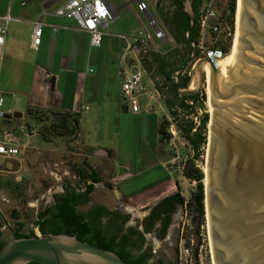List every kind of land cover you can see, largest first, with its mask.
<instances>
[{"label":"rangeland","instance_id":"374dc122","mask_svg":"<svg viewBox=\"0 0 264 264\" xmlns=\"http://www.w3.org/2000/svg\"><path fill=\"white\" fill-rule=\"evenodd\" d=\"M45 1L0 0V18L8 15L11 19V22L7 24L5 41V48H8L11 58L7 56L0 64L2 98L0 111L4 115L22 114L21 119L0 118V139L5 140L8 134L15 143L26 147L25 152L15 159L0 158L1 240L8 242L17 223L24 224L23 234L41 236L35 226L37 214L50 207L54 196L61 194L66 188L74 189L76 192L83 191L87 182L80 176L79 171L84 176H88L91 170L99 175L101 182L93 185L94 190L89 195L88 203L77 205L75 209L86 212L95 205L101 204L108 210H119L122 214L128 215L126 226L140 229L139 225L151 210L147 205L148 199L128 200L114 192L112 185H115V182H111L114 173L111 167L102 163L96 165L98 160L94 157L98 148H104L116 155L111 161L112 166L116 168L122 162V165H127L125 169L128 172L135 174L133 178L126 181L131 190L141 189L167 178L172 181L179 179L181 182L178 191L184 197L185 203L178 206L172 214L165 236L163 238L155 236L154 233L158 229L156 224L153 227L156 229L151 232V235H145L143 241L137 242L139 246L137 252L147 246L149 252L163 263L179 264L180 244L186 246L192 241L193 253L196 248V257L192 258L193 264H211L205 213L203 220L198 223V220L193 219L194 214L189 207L190 196L195 192L197 184L184 175L186 169L189 174H192L194 169H198L202 175L201 182L204 187L202 169L205 143L200 145L195 159L196 152H192L189 144L181 137L164 102L158 105L153 101L151 104L161 122H167L164 129L170 137L163 139L166 148L163 150L168 164H163L164 160L153 151L155 143L152 133L149 132L151 128L123 113L122 116L115 117L112 111H109L107 118L98 120L94 116V111L89 110L83 114L84 124L82 127L79 124L76 132L71 133L68 130L64 135H52L47 141L41 140L39 134L44 127L51 124V116L48 114L50 110L44 109H37L43 113L36 114V118L33 115H27L29 84L36 56V53L27 49V37L36 18L39 17V21L48 22L49 17L44 16V12L51 14L61 5L55 4L44 11L42 4ZM207 1L209 0H204V2ZM227 5L228 0H214L219 29L214 36L205 37V44L208 47H215L218 43L227 46L228 51L232 47L234 23L230 28L225 18ZM138 17L142 25L146 26V18L141 15ZM151 17L162 28L152 13ZM131 24L139 27L138 19L130 14H127V20L124 22L119 20L110 23L103 31L101 45L93 49L95 59L103 57L104 61L96 60L92 76H96V81L101 87L103 86L105 90L103 92L112 96L111 102L115 103V108L122 106L120 99L116 97L117 80L115 76L112 78L106 76L105 66L115 63L117 70L118 61H121L119 50L122 41L116 36L124 32L125 27ZM0 25H4V22L0 21ZM167 44L169 48H173V43ZM200 58H202L201 54L199 57L196 56V59ZM111 61L114 62L111 63ZM191 68L192 65L186 69L185 74H190ZM159 83L165 94L167 89L163 85L164 82L159 81ZM147 88L150 92L151 87L148 85ZM201 93L204 95V90ZM148 100V96L141 97V105ZM203 105L202 112L194 110L192 114L184 116V120L192 121L197 126L199 117L206 114L205 95ZM175 114L174 117H179L178 111ZM170 130L174 135L170 133ZM126 170H122V173ZM121 186L122 184H118V188ZM104 222L103 220L102 224ZM200 246L202 248L198 258L197 250Z\"/></svg>","mask_w":264,"mask_h":264},{"label":"water","instance_id":"95a60500","mask_svg":"<svg viewBox=\"0 0 264 264\" xmlns=\"http://www.w3.org/2000/svg\"><path fill=\"white\" fill-rule=\"evenodd\" d=\"M188 6L184 39L190 55L170 81L180 97L204 90L203 204L211 264H264V0H236L232 47L218 67L196 59V43L188 39L195 25L191 0ZM191 65L190 86H184L180 74ZM10 118L22 114L4 115ZM29 263L127 264L116 253L74 236L17 239L11 234L0 250V264Z\"/></svg>","mask_w":264,"mask_h":264},{"label":"crops","instance_id":"0c3cea01","mask_svg":"<svg viewBox=\"0 0 264 264\" xmlns=\"http://www.w3.org/2000/svg\"><path fill=\"white\" fill-rule=\"evenodd\" d=\"M142 1L147 5L148 16L151 17L152 13L162 26V28H160L157 25L164 34L163 40H156V43L153 38L145 43L139 40L140 37L138 33L142 31L145 26L142 25L139 20L138 15H143L137 12L136 2L134 0H109L112 6H110V9L113 16L110 23L119 20L124 22L127 20V14L134 16L138 19L139 23V27L132 24L126 26L124 32L116 36L117 39L122 41L119 50L121 51L119 55L121 61H118L117 70L115 68V63H112L114 61H111L112 64L105 66L106 76L108 78L115 76L117 80L116 97L118 100L120 99L121 108H115V103L113 101L111 102L112 96L106 92L104 93L103 91L105 90L103 86L101 87L96 81V76H92L94 73L93 66L96 60H100L101 62L104 60L102 59L103 57L95 59V54L93 52L95 48L90 46L89 34L79 30L74 21L54 16V12L57 8L51 14L44 12V16L49 17V21L46 23L41 21L43 24L42 35L39 48L36 52L30 47L32 27L27 37V49L36 53L32 77L29 84L28 108L44 109L53 112L79 113L81 116V127L84 124L82 116L89 110L94 111V116L98 120H100V118H107V113L109 111H112L115 117L122 116V113L124 115H130L134 117L135 120L143 122L151 128L149 132L152 133L155 143L153 151L160 159L164 160L165 163L163 164H168V162L165 161L166 155L163 150L166 148L163 144V139L158 133L161 120L154 113V109L151 113L133 115L128 112L121 97L122 55L125 46L129 44L130 51L127 53V64L130 63L144 69L146 79L143 80V87L147 94L152 96L156 102L155 104L159 105L164 102L157 90V87H160L159 81L164 82L163 85L167 84L165 74H171L173 70L180 67L188 58V50L185 48L187 45L183 41L184 32L187 29L177 42L167 32L164 26L165 20H168V17L174 12L176 0ZM178 1L181 2L180 4L183 6V11L189 18L191 14L188 6L189 0ZM201 2V6L206 3L204 0H201ZM55 4H57V2L55 3L54 0H46L43 2L42 6L44 11H46ZM147 32L152 35L148 29ZM167 43H173V48H169ZM7 56H9V52L4 44L1 62L5 60ZM9 58L11 57L9 56ZM133 67L134 66H130L124 69H126L125 71H130L133 70ZM186 72L187 70L180 74V77ZM148 85L151 87L150 92L147 91ZM155 92L157 95H155ZM94 157L98 160L96 165L102 163L103 165L105 164L111 167L114 173L111 182H115L112 188L119 197L127 198L128 200H142L146 198L148 199L147 205L150 208L154 207L164 197L176 193L178 191L176 182L178 186H181L179 179L172 181L170 178H167L161 181L158 180L156 183L147 185L141 189L131 190L126 181L133 178L135 174L128 172L125 169L127 165H122V162H120L116 168L112 166L111 161L116 157L115 154L107 149L98 148ZM122 170L126 171L122 173ZM118 184H122V186L118 188Z\"/></svg>","mask_w":264,"mask_h":264},{"label":"trees","instance_id":"16d2710c","mask_svg":"<svg viewBox=\"0 0 264 264\" xmlns=\"http://www.w3.org/2000/svg\"><path fill=\"white\" fill-rule=\"evenodd\" d=\"M200 4L201 0H197L194 8L197 10ZM235 5L236 0H228L225 18L230 28L233 27L234 23ZM189 24L188 22L187 26H189ZM195 25L196 28L188 35V39L197 44L200 37V20H197ZM183 41L188 47L187 56H189L191 47L186 43L185 39H183ZM214 48L220 49L225 54L228 52V47L221 43L216 44ZM196 56L199 57V54L197 53ZM180 79L184 86L189 84V75L184 74ZM165 80L167 84H165L164 87L167 89V92L164 94L161 87H157V90L163 98L166 108L172 115L173 122L178 132H180L181 137L189 144L192 152H196L194 153V158L196 159L200 145L205 143L208 115L202 114L199 117L197 126L192 121L184 120V116L192 114L194 110H198L199 112L204 110V95L201 93L192 97H180L175 90V86L170 81V74H165ZM176 111H178L179 117H174ZM38 113L41 114L43 112L32 108L27 109L28 116L33 115L36 118L35 115ZM48 114L51 116V124L48 127H44L43 131L39 134L41 140L47 141L48 137L52 135H64L68 130H70L71 133L77 131V126L80 124L79 113L49 111ZM166 123V121H162L158 129L160 137L165 140L170 137L164 129ZM79 173L84 181L87 182L82 192H76L74 189L66 188L64 195L54 196V205L45 208L37 214L35 226L41 236L54 234L74 236L78 240L86 241L112 252L115 251V253L127 264H148L146 260L150 254H139L137 252L139 250L137 242L143 241V237L135 229H129L123 232L121 225L118 224V219L121 216L118 215L117 212H110L105 207L98 205H95L86 212H79L75 209L77 205L88 203L89 195L94 190L93 185L101 182L99 175L92 170L88 176H84L81 171H79ZM184 175L197 184L195 192L190 196L189 207L193 211V219L198 220V223H200L205 213L203 204L204 192L201 182L202 175L198 169H194L192 174H189L186 169ZM176 186L177 188L179 187L177 183ZM184 203V197L181 196L179 191L164 197L151 208L146 218V220H149V223L145 227V232L149 233L156 222L160 221L162 225L158 235L159 238H163L171 222L172 214L178 206H182ZM110 215L114 216L111 217ZM103 219H105L104 224H102ZM23 228V223H17L15 229L12 231V235L17 239L34 237L33 234H23ZM4 245L5 242L1 240L0 233V250ZM158 264L164 263L159 261Z\"/></svg>","mask_w":264,"mask_h":264},{"label":"built area","instance_id":"2783aa9c","mask_svg":"<svg viewBox=\"0 0 264 264\" xmlns=\"http://www.w3.org/2000/svg\"><path fill=\"white\" fill-rule=\"evenodd\" d=\"M136 2V10L142 14L146 20L147 25L143 27L142 31L138 33L139 40L143 43L150 41L152 38L161 41L164 38L163 32L158 28L156 22L148 16L147 5L142 0H134ZM57 7L54 16L62 17L72 20L76 23L79 30L89 34L90 46L97 48L101 45L103 31L106 30L112 21V11L107 0H57ZM200 18V37L196 44L197 53L202 55V58L208 59L215 67L219 63V59L226 54L220 49L208 47L205 44V37L214 36L219 29V23L216 11L214 8V0H209L201 6ZM4 25H0V64L2 60V52L5 44V37L7 33V24L11 21L9 16L0 18ZM43 24L39 21V17L32 23L30 47L33 51H37L41 41ZM147 29L152 33L149 34ZM123 38V37H121ZM130 51V45L127 44L122 55V70H121V97L126 105L128 112L133 115L147 114L153 112L152 96L148 95L143 87V80L145 71L143 68L127 64V53ZM130 66H134L133 70L125 71ZM155 95L156 92H155ZM148 96L149 100L141 105V97ZM2 105V98L0 94V108ZM0 118H4V114L0 111ZM170 133L173 134L172 130ZM5 140L0 139V158L15 159L21 156L25 150V145H19L10 139V135L6 134ZM174 135V134H173ZM10 136V137H8ZM190 245L183 246L180 244L179 249V264H193L192 258L194 253L192 251V241ZM200 246L197 250V257L200 258Z\"/></svg>","mask_w":264,"mask_h":264},{"label":"flooded vegetation","instance_id":"af4514ba","mask_svg":"<svg viewBox=\"0 0 264 264\" xmlns=\"http://www.w3.org/2000/svg\"><path fill=\"white\" fill-rule=\"evenodd\" d=\"M196 2H197V0H192V4H191L192 5V11H193V14H194L195 23H196L197 20H200L201 14H202L201 4L197 8V10L194 8ZM173 11L174 12L168 17V20H165L164 26L166 27L167 32L178 42V40L180 39V37H182L183 32L186 29H188L187 24L189 22V18L187 17V15H185V12L183 11V6H182V4H180V2L178 0H176V6H175V9ZM195 28H196V25H194V27H193V29H192V31L190 33H192L195 30ZM185 48L188 50V47H185ZM65 191H63L58 196L64 195L65 194ZM54 201L55 200L53 199L52 205H54ZM97 205L98 206L105 207V206H103L101 204H97ZM108 211H110V212H117L118 215L121 216L118 219V224L121 225L123 232H125V231H127L129 229H135L144 238L145 235H151V232H153V230L156 229V228H153L149 233H146L145 232V227L149 223V220H146V218L148 217L149 214L146 216L145 219L142 220V223L139 225L140 226V229H138V228L133 227V226H126V223H127V220H128V215L122 214L119 210H108ZM110 216L113 217L114 215H110ZM126 217H127V219H126ZM103 220H105V219H103ZM156 224H158V229H157L156 233H154V234H155V236L157 238H159L158 233H159V231L161 229V225L162 224L160 223V221L156 222ZM114 253H115V251H114ZM138 253L139 254H145V253H148L149 254L150 253V256L146 260V262L148 264H158L159 261H160V260L156 259L155 256L151 252H149L147 246L143 247V249L140 250ZM164 264H166V263H164Z\"/></svg>","mask_w":264,"mask_h":264},{"label":"bare ground","instance_id":"6f19581e","mask_svg":"<svg viewBox=\"0 0 264 264\" xmlns=\"http://www.w3.org/2000/svg\"><path fill=\"white\" fill-rule=\"evenodd\" d=\"M217 67H218V64H217ZM204 74H205V76L210 75L208 66H205V68H204ZM202 171H203V174H204V167H203ZM203 183H204V178H203ZM204 187H205V185H204Z\"/></svg>","mask_w":264,"mask_h":264}]
</instances>
